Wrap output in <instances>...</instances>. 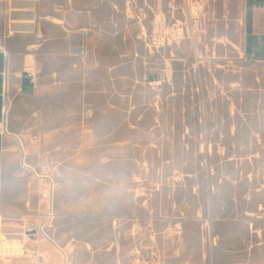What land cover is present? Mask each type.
Wrapping results in <instances>:
<instances>
[{"label":"rangeland","instance_id":"374dc122","mask_svg":"<svg viewBox=\"0 0 264 264\" xmlns=\"http://www.w3.org/2000/svg\"><path fill=\"white\" fill-rule=\"evenodd\" d=\"M91 4L94 22L66 17L65 52L45 59L41 87L15 111L9 95L7 188L26 154L56 163L53 230L75 244V264H133L138 238L159 264H264V62L243 51L244 0ZM177 26L156 49L153 35ZM38 223L6 235L1 222L0 240L33 238Z\"/></svg>","mask_w":264,"mask_h":264},{"label":"crops","instance_id":"0c3cea01","mask_svg":"<svg viewBox=\"0 0 264 264\" xmlns=\"http://www.w3.org/2000/svg\"><path fill=\"white\" fill-rule=\"evenodd\" d=\"M73 1L75 2L73 5L79 7V10L77 9L79 12H68L67 0H0V122L7 106V94L11 99H16L12 104V110L15 111L21 105L18 99L25 98L30 92L41 87V71L45 59L49 57L50 60H58V56L65 52L66 17L72 14L80 23L94 22L97 19L90 7L95 0ZM85 6H89L90 9H83ZM243 18L244 54L251 60L264 62V0H244ZM32 74H36L39 79L36 86L30 84L29 76ZM40 99L43 102L46 98L41 96ZM82 100V96L79 97L78 101ZM13 114L14 112L11 114V125L14 124ZM12 135L18 136V133L14 131L10 134L0 130L2 230L8 235L4 226L9 225L11 231L22 234L29 231L27 227L29 222L39 223L31 228L30 232H34L33 238L0 240V264H63L64 259L59 247L70 249L69 261L75 264L72 256L75 244L72 241L60 242L55 238L53 228L58 218L57 192L55 200L57 217L52 226L43 227L45 205L40 197V180L35 177L34 171L40 172L44 164L54 167L56 163L42 158L30 161L27 160L26 154L22 163L24 171L16 174L12 190L5 184L4 169L7 158L9 155L14 159L16 157L10 150L14 149L15 144ZM33 185L35 188L30 189ZM34 193L38 194L36 201ZM8 214H22L25 217L20 221H6L4 216ZM14 240L18 242L14 243Z\"/></svg>","mask_w":264,"mask_h":264},{"label":"built area","instance_id":"2783aa9c","mask_svg":"<svg viewBox=\"0 0 264 264\" xmlns=\"http://www.w3.org/2000/svg\"><path fill=\"white\" fill-rule=\"evenodd\" d=\"M203 6L201 3L196 2L193 4H189L188 9L190 13L191 21L195 24L199 21V15L202 10ZM193 24V23H192ZM176 32L173 35L165 33L164 28L160 30L159 32H156L152 37V44L156 49L161 48L166 43H170L172 39H175L177 37H180L181 34H184V26H177ZM30 77V84L34 85L35 80L32 77ZM10 97L7 94L6 101L7 106L3 113V118L0 122V130L3 131L4 125L7 121V114H8V105H9ZM34 175L37 179L40 180L39 185V191H40V197L45 205V211H44V217L45 221L43 224V227H50L53 225L54 220L57 217V214L55 212V200H56V192H57V181H56V171L54 167H51L49 164H44L41 167L40 172L34 171ZM152 231V230H151ZM47 237L48 235L45 234ZM149 238L151 240H154L153 237L150 235ZM139 242H135V245L132 248V254H133V264H159L158 257L155 250L146 251V248L152 249L151 246L144 245L145 239L138 238ZM59 250L63 256L64 263L63 264H71L69 261L70 256V249L69 248H62L59 247Z\"/></svg>","mask_w":264,"mask_h":264},{"label":"bare ground","instance_id":"6f19581e","mask_svg":"<svg viewBox=\"0 0 264 264\" xmlns=\"http://www.w3.org/2000/svg\"><path fill=\"white\" fill-rule=\"evenodd\" d=\"M162 29V28H161ZM0 223H1V216H0ZM1 226V225H0ZM3 235H5L3 232H1V236H3ZM7 238V237H6ZM5 245V244H4ZM5 247H6V245H5ZM18 249H21V247H18ZM7 251H9L8 250V247H7Z\"/></svg>","mask_w":264,"mask_h":264}]
</instances>
